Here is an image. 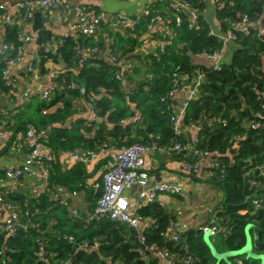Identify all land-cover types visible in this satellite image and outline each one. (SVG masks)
Returning <instances> with one entry per match:
<instances>
[{"label": "trees", "instance_id": "trees-1", "mask_svg": "<svg viewBox=\"0 0 264 264\" xmlns=\"http://www.w3.org/2000/svg\"><path fill=\"white\" fill-rule=\"evenodd\" d=\"M197 11L202 13L207 3L202 0H188ZM226 4L217 9L216 20L221 31L227 32L235 22L240 21L241 14H248L252 22H257L262 16L264 24V0H225ZM232 2V3H231ZM200 28L189 30L187 25L176 28L177 39L175 45L156 60L152 55L145 57L152 62L153 78L141 81L131 90L130 100L134 108L142 115V123L137 129L132 124L121 123L131 117V106L125 100V90L122 83L115 77L114 67L102 58L103 50L86 58L74 59V36L62 37L63 43L54 51L41 52L43 58L42 70L48 71L51 66L62 64L64 72L59 74L58 83L69 89L72 85L70 78L63 81V76L75 71L74 82L85 88L82 95L78 89H69V93L87 101L90 93L101 94L96 101L94 111L106 120L103 122L86 119L74 120L75 114L66 101V93L59 91L48 104L38 99H31L29 105L22 107L15 116L13 134L15 137L25 131L29 124L40 129L50 128L45 136V143L55 153L56 164L52 168L51 187L63 186L70 191L78 190L79 184L85 186L92 179L87 165L75 163L72 168L64 170L60 157L71 150L82 148L96 150L109 144L115 148L129 146L137 142L152 143L153 137L160 136V144L173 139L169 115L161 98L171 89L172 78L180 73L192 74L203 72L204 84L199 97L188 105L185 121L201 122L199 131L200 149H229L230 141L244 132L248 138L241 144L239 150L233 149L236 155V165H230L228 157L222 160L228 165L226 178L212 176L210 184L218 185L224 192L214 218L219 220V233L206 238L205 234L197 230H189L179 243L169 241L166 233L169 231V220L163 219L165 211L158 203L146 204L137 213L151 221L152 225L146 230V245H157L159 249H168L178 254L183 263L188 257L193 258L190 264H259L261 259L249 257L246 254L218 259L216 254L238 252L248 242V230L254 235L257 231L258 243H264V205L255 209L253 200L264 199V189L251 187L244 176V168L255 166L264 161V127L245 131L241 120H254L251 112L260 110L259 98L264 95V38L258 37L254 29L249 35L237 32L238 40L233 48L232 61L224 63L220 69L207 68L193 62L190 56L178 49L176 45L184 44L192 54L203 51H213L220 47L215 36L210 34L211 27L204 16L199 17ZM170 25L175 26L174 23ZM39 44H46L56 37L52 28L45 27L36 33ZM7 42L18 44V30L9 28L6 31ZM136 39V38H135ZM82 44H88L81 39ZM16 52H12L15 55ZM123 56V55H122ZM125 57V56H123ZM129 58V57H125ZM45 60V61H44ZM73 66V68H72ZM59 71V69H57ZM177 71V74L175 72ZM1 86L6 88L0 81ZM148 87V89H147ZM7 89V88H6ZM8 91V90H7ZM66 92V90H63ZM58 103L63 107L56 112L43 115L42 111ZM130 106V108L127 105ZM219 118V120H216ZM226 119V124L222 120ZM75 122H74V121ZM72 121L70 128L65 125ZM250 160L249 164L245 161ZM230 167V168H229ZM246 170V169H245ZM26 198V197H23ZM20 200V199H19ZM22 200V201H21ZM20 201L27 206L22 210L33 215V223H39L40 228H29L27 231L18 230L12 236L0 234V249L6 247L4 259L0 257V264H158L159 259L152 252L140 244V233L126 224L113 222L108 218H94L83 215L82 221L72 218L68 208L55 205L46 193ZM50 208V209H49ZM38 212V213H36ZM72 235L78 244L70 243L65 237ZM40 240V241H39ZM40 242L45 255L42 260L35 255L40 250ZM87 242L90 247L98 245L93 250L79 248ZM254 253L263 254L264 248H254ZM183 260V262H182Z\"/></svg>", "mask_w": 264, "mask_h": 264}, {"label": "built area", "instance_id": "built-area-1", "mask_svg": "<svg viewBox=\"0 0 264 264\" xmlns=\"http://www.w3.org/2000/svg\"><path fill=\"white\" fill-rule=\"evenodd\" d=\"M202 1L207 3V8L200 13L188 0H150L144 6L139 20H133L126 13H117L114 16L115 24L122 30L130 27L143 32L144 34L141 36L147 40L145 45L148 46L150 52L142 58L145 59L146 56L152 55L156 60H161L162 55L166 54L168 49L175 45L177 39L176 28L187 25L189 30H198L200 28L199 17L202 14L207 20L206 14L209 5L216 12L217 9L221 10L226 4L225 0ZM59 11L66 13L75 11L76 13L74 20L68 26V34L63 36H74L76 43L74 59L86 58L99 53L100 48L97 38L101 29H103V23L107 15L103 11H95L87 7L74 9L65 0H20L14 5H0V81L8 92L17 98L13 106L0 108V152H3L13 142L12 121L22 107L33 98L38 99L41 103L48 104L60 90L58 83L59 71L55 69L43 71V58L40 53L45 50H56L63 43V39L56 33L55 38L43 45L39 44L37 35L30 31L36 13L41 12L53 18V15L59 13ZM261 20L262 16L257 22H252L248 14H241L240 21L235 22L227 32L220 30L216 20V27L215 29L211 28L210 34L215 36L220 43L217 50H205L201 53L192 54L184 44H178L176 47L184 51L186 56H190L193 62L195 58L203 59L207 62L205 67L220 69L225 63L224 56L226 52L236 45L237 32L249 35L251 29H254L258 37L264 38V24L261 23ZM171 23H174L175 26L172 27ZM9 28L18 30L17 45L7 42L5 39L6 31ZM81 39L87 40L88 44H82ZM32 44L36 45L41 51L38 50L35 56L26 60L27 50ZM12 52H16L15 55H12ZM106 61L114 67L115 77L123 85L127 104L134 108V104L130 100L133 88L130 84L136 74L137 64L134 59L125 58L114 51L107 53ZM21 62H26L25 76L22 78L25 86H21V78L15 75V68ZM146 63L147 75L145 79L150 81L153 78V75L150 74L153 71L152 62L146 60ZM204 81L205 75L200 71H195L192 74L180 73L172 78L171 89L161 98L171 123L173 139L170 142L160 144V136H155L152 143L137 142L120 148L103 144L98 151L77 148L64 153L70 164L79 162L90 165L100 161L103 162L102 169L99 168L100 170L97 172V178L90 183L86 182L85 186L80 185L82 188L90 189L96 199L91 217L108 218L113 222L126 224L138 231L140 233V244L159 259L158 264H177L180 258L178 254L165 248L159 249L155 244L146 245L144 233L152 225V222L149 219L142 218L137 211L143 203H158L161 196L164 195L184 198L186 197V191L183 186L175 181L159 182L149 186L150 174L145 169V156L155 152L165 153L179 158L181 160V170L187 175L198 176L204 166L210 171L211 177L219 176L224 180L228 173V165L222 158L228 157L230 165H236V155L233 153V149L239 150L241 144L248 138V132L233 138L230 141L229 149L225 152L218 148L211 151L198 147L199 131L202 123L199 121L186 123L185 117L190 102L199 97ZM79 90L82 95H85L86 90L84 87H79ZM180 93H184V99L181 104H177V96ZM100 98L101 94L95 92L90 93L87 97V104L91 109L89 118L91 121L103 122L106 120L94 111V105ZM259 98L261 99L260 110L251 112L254 120L249 118L241 120L245 131L264 127V95L261 94ZM62 107L63 104L58 103L43 109L42 113L43 115L52 114ZM134 110V114L127 121L122 120L121 123L132 124V127L137 129L142 123V115L135 108ZM216 120H219V118ZM222 122L226 124V119H223ZM71 125L72 121L66 123L65 126L70 128ZM187 130L191 133H188ZM49 132L50 128L45 130L34 124H29L25 131L18 136V145L12 147L13 150L11 149L13 154L22 157V164L0 169V180H6L9 183L6 193H0V206L8 212L7 218L0 221V234L8 237L21 229L27 231L30 227L40 228L39 223H33V215H30L28 211H23L21 206L10 197L27 176L36 174L42 180V188L32 190L31 194L33 196L46 193L55 205L65 206L68 211L70 210V200L78 196V192L75 190L70 191L63 186L51 187L52 168L56 164V155L45 143V136ZM249 162L250 160L245 161L248 164ZM248 168H244L247 184L257 189H264V161ZM35 170L36 173H34ZM134 186L142 188L139 199L135 204L125 196V191L134 188ZM253 204L255 209H260L264 205V199H254ZM69 215L72 218L79 217L78 212L74 210H70ZM218 222L219 220L214 219L210 224L201 226L197 231H201L208 236H214L221 229ZM189 230L191 229H189L187 222L175 219L170 222L166 236L169 241L179 243ZM65 238L70 243L76 242L72 235H67ZM40 246V250L35 255L39 260H42L46 252L41 242ZM78 246L79 248L93 250L98 245L90 247L87 242H84ZM5 251L6 247L2 246L0 249L2 259H4ZM192 262L193 258L188 257L183 263L190 264ZM237 263L243 264V261L238 260Z\"/></svg>", "mask_w": 264, "mask_h": 264}, {"label": "crops", "instance_id": "crops-1", "mask_svg": "<svg viewBox=\"0 0 264 264\" xmlns=\"http://www.w3.org/2000/svg\"><path fill=\"white\" fill-rule=\"evenodd\" d=\"M20 0H0V5H14ZM66 2L70 3L74 9L87 7L92 8L95 11H103L105 12L106 19L103 23V29H101L98 35V43L100 48L103 50L102 58H106V55L109 51L117 52L125 57H129L134 59L135 63L137 64L136 74L133 76L131 80V86L135 87L141 81L146 78L147 75V63L146 60L142 58L145 54H148L150 49L148 46L145 45V38H142L143 32L139 31V29L135 28H128L126 30H122L115 24V14L117 13H126L129 15L133 20H139L140 14L144 8V6L150 2V0H65ZM72 11L70 13H66L64 11H59V13H55L53 18L48 17L47 15H43L44 21V28L50 27L52 28L55 33H58L59 37L62 38L66 36L69 32L68 26L74 20L75 15H72ZM76 14V13H75ZM215 10L211 5H209L207 10V21L210 24L211 28L215 29L216 27V18H215ZM209 19H212L213 22L211 23ZM141 28V27H140ZM30 31L35 33L33 30V26L31 27ZM36 34V33H35ZM136 38V39H135ZM41 51L38 47L34 44L30 45L27 50L26 60H29L30 57L35 56V54ZM46 51V50H45ZM43 51V52H45ZM194 62L199 65H207V62L203 59L195 58ZM26 63V62H25ZM25 63L21 62L15 68V75L19 78L21 86H25L24 78L25 76ZM63 65L60 64L59 66H51L49 70H57L59 69V74L64 72ZM73 68V66H72ZM75 71H72V74H68L67 76H63V81L71 79L72 85L69 89H78L81 85H78L74 82ZM60 82L59 84V93L64 94L66 93V101L70 104L71 111L75 114L73 117L74 120L76 119H86L89 120L91 109L87 104V101L82 95L79 96L69 93V89H67L63 84ZM63 90H66L64 92ZM184 99V93H180L177 96V104H181ZM17 101L16 97H13L6 88L1 86L0 84V108L3 107H11ZM31 101V100H30ZM30 101L25 104V107L29 105ZM127 105V104H126ZM129 108L130 106L127 105ZM132 114H134L135 110L131 109ZM16 121L13 119L12 121V130L13 126H15ZM188 133L189 130H187ZM18 134L15 137V132L13 135V142L10 144L8 148H6L3 152H0V169H4L11 165H21L22 164V157L20 155H15L12 153V147L18 145L17 142ZM12 149V150H11ZM60 162L62 168L64 170L70 169L73 167L74 163H69L66 160V156L63 154L60 157ZM103 162H96L90 165H87V170L89 173L93 172V176L91 180L87 182H92L95 178H97L98 170L101 168ZM102 169V168H101ZM145 169L150 174L149 179V186H153L159 182H168V181H175L178 182L181 186H183L184 190L186 191V197H172V196H161L159 199V206L165 211V215L167 214V218L170 222L179 219L181 221H185L189 224V229L191 230H198L203 225L210 224L214 218V211L217 209V205L223 200L218 195L217 192L211 194L212 202H215V208L212 206L210 209L208 206H205L207 209L203 211V205L200 202L203 199V193H207V189L210 190V181L212 179L210 175V171L207 170L206 167H202V170L198 176L195 175H187L182 172L181 170V160L177 157H172L165 153L155 152L153 154L145 156ZM36 173V170L34 171ZM77 191L78 196L70 200V210H74L78 212L79 217L82 219L83 215L89 216L93 211L96 205V199L92 195V191L88 188L80 187ZM43 186L42 180L35 174L31 176H27L24 178L19 188L15 190L10 197L15 200L19 206H27V203L24 204L21 202V199H26L31 197V192L34 189H41ZM206 186V187H205ZM9 187V183L6 180H0V193H6V188ZM208 187V188H207ZM67 189V188H66ZM142 188L140 186H134L132 189H127L125 191V196L129 199L130 202L133 204L139 199V194ZM74 191V190H73ZM26 197V198H23ZM21 201H20V200ZM146 204H142L141 207L145 206ZM69 210V211H70ZM181 213V214H179ZM8 212L0 206V221L7 218ZM154 221V220H151ZM252 252L254 253V248L256 247V238L255 234L252 236ZM257 248V247H256ZM256 254V253H254ZM264 255V254H258Z\"/></svg>", "mask_w": 264, "mask_h": 264}, {"label": "water", "instance_id": "water-1", "mask_svg": "<svg viewBox=\"0 0 264 264\" xmlns=\"http://www.w3.org/2000/svg\"><path fill=\"white\" fill-rule=\"evenodd\" d=\"M72 15H75V12H73ZM33 30H34L35 33L44 30L43 15H42L41 12H38L35 15L34 24H33ZM176 73H177V71L175 72V74ZM163 219L164 220L167 219V214L163 216ZM254 234H255V238H256V247L258 249L264 248V243L263 244L258 243V239H257L258 231H257L256 228H255ZM242 254H246L249 257L261 259L262 260V264H264V255H258V254H254L252 252L251 238H248L247 245L242 250H240L238 252H228V253L220 254V255L215 253V256L218 259H226L227 260L229 257H234V256H237V255H242Z\"/></svg>", "mask_w": 264, "mask_h": 264}, {"label": "rangeland", "instance_id": "rangeland-1", "mask_svg": "<svg viewBox=\"0 0 264 264\" xmlns=\"http://www.w3.org/2000/svg\"><path fill=\"white\" fill-rule=\"evenodd\" d=\"M209 21L211 23L213 22L212 19H209ZM232 53H233V49L232 48L226 52V54L224 56V61H225L226 64H230L231 63V61H232ZM210 185H211L210 188H209L210 190L207 189V193H203L204 196H203L202 201L200 202V204L203 205V211H206V209H207L205 206H208L210 209H212V206H214V208H215V202H212V200H211V196L212 195L211 194L215 195V192H217V195L221 199H224L223 190L218 185H215V184H210ZM219 204L217 205V207L219 206ZM250 227H253V229L255 231V227L254 226H250ZM247 232H248V238H251V242H252V236L250 235L249 230ZM205 236H206V238L209 237L208 235H205ZM207 241L210 242L209 238L207 239ZM259 264H262V260H260Z\"/></svg>", "mask_w": 264, "mask_h": 264}]
</instances>
